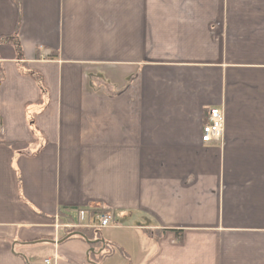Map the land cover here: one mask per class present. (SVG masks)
<instances>
[{"label": "crops", "instance_id": "0c3cea01", "mask_svg": "<svg viewBox=\"0 0 264 264\" xmlns=\"http://www.w3.org/2000/svg\"><path fill=\"white\" fill-rule=\"evenodd\" d=\"M14 36L0 264H264V0H0Z\"/></svg>", "mask_w": 264, "mask_h": 264}, {"label": "built area", "instance_id": "2783aa9c", "mask_svg": "<svg viewBox=\"0 0 264 264\" xmlns=\"http://www.w3.org/2000/svg\"><path fill=\"white\" fill-rule=\"evenodd\" d=\"M224 128V115L219 108H209L206 114V123L201 130V142L204 144L218 141L222 138ZM95 226L98 229L107 228L112 224V214L107 210H101L94 217ZM68 227V226H65ZM46 263H48L46 261Z\"/></svg>", "mask_w": 264, "mask_h": 264}, {"label": "trees", "instance_id": "16d2710c", "mask_svg": "<svg viewBox=\"0 0 264 264\" xmlns=\"http://www.w3.org/2000/svg\"><path fill=\"white\" fill-rule=\"evenodd\" d=\"M0 43H6V44H10L13 45L15 50L19 53V45H18V41L17 38L14 37H10V38H0ZM74 232H78L85 235V230H77V229H72L68 232V235ZM83 236V235H82ZM81 236V237H82Z\"/></svg>", "mask_w": 264, "mask_h": 264}, {"label": "water", "instance_id": "95a60500", "mask_svg": "<svg viewBox=\"0 0 264 264\" xmlns=\"http://www.w3.org/2000/svg\"><path fill=\"white\" fill-rule=\"evenodd\" d=\"M73 236H82L80 233H78V232H74V233H71V234H69V235H67L66 237H64L61 241H59V242H62V241H64V240H66V239H68V238H70V237H73ZM83 237V236H82Z\"/></svg>", "mask_w": 264, "mask_h": 264}, {"label": "rangeland", "instance_id": "374dc122", "mask_svg": "<svg viewBox=\"0 0 264 264\" xmlns=\"http://www.w3.org/2000/svg\"><path fill=\"white\" fill-rule=\"evenodd\" d=\"M98 229V228H97Z\"/></svg>", "mask_w": 264, "mask_h": 264}]
</instances>
